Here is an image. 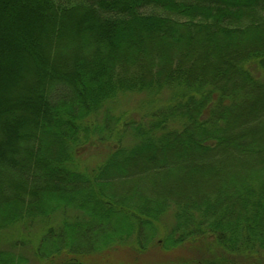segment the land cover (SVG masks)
<instances>
[{
    "label": "trees",
    "instance_id": "trees-1",
    "mask_svg": "<svg viewBox=\"0 0 264 264\" xmlns=\"http://www.w3.org/2000/svg\"><path fill=\"white\" fill-rule=\"evenodd\" d=\"M0 33L38 72L34 121L0 117V264H264V0H0Z\"/></svg>",
    "mask_w": 264,
    "mask_h": 264
},
{
    "label": "rangeland",
    "instance_id": "rangeland-1",
    "mask_svg": "<svg viewBox=\"0 0 264 264\" xmlns=\"http://www.w3.org/2000/svg\"><path fill=\"white\" fill-rule=\"evenodd\" d=\"M149 7H150L149 9H146L147 12H154L160 15L164 14V11L161 9H155L153 8L152 5H150ZM170 16L174 18V16L172 15ZM4 37H5L4 34L0 33V44L9 42L7 39L6 41ZM4 52H5L4 48L0 47V71H2V76H0V117H4L8 115L12 117L18 116L20 119L19 122L21 124H27L30 122L32 123L34 121V119L32 118H35L34 115L32 117V114H34V110H33L34 108H31L30 106L32 110L31 111L27 110V107L29 109V105H31V103L27 101L28 96L32 95V92H31L32 88H30L28 84L32 83L33 79L36 78V75L38 72H36V67H34V65L29 64L30 67L25 68V66H23V61L15 60L14 57L10 61L7 57L3 55ZM22 54H23L22 57L27 58L26 51H23ZM9 63L11 64L9 65ZM71 66L72 64L71 62H69V64L62 71L65 72L66 68L67 70H70ZM161 96L163 98L165 96L166 98V93H164ZM145 98H146V95L144 93L128 94L127 96H121L120 100L117 101L119 105L115 113L125 114L128 117L141 119L143 114L139 110L138 103L140 102L141 99H145ZM158 99H161V98H158ZM27 115H31L30 120L29 119L24 120L23 116L25 117ZM96 152L97 150H89V149H87L86 151L84 150L83 152L84 156L82 157L83 158L82 161L87 160L88 162L81 164V166L82 167L84 166L92 167L98 164L100 162V159L103 156L99 155L97 157L98 153ZM214 186L215 184L210 187L211 188L210 190H213ZM164 224L171 226L172 220H170L169 218H166ZM163 236L164 234L162 235L160 234V238H163ZM208 238L209 240L215 239V237L213 236H210ZM204 242L206 241L204 240ZM197 245H198L197 243L188 242L183 246L185 250L180 249V251L175 252L173 254L174 256L172 254H166L162 252L160 248L158 249V246H157V248L155 247L154 249L149 248L145 252H141L140 256L143 255L142 256L143 260H138L137 262L135 260L120 261V262H123L124 264L156 263V262H164V261L166 262V261H169L177 257H179L180 259H183L182 261H201L204 258H206L207 260H211L212 258L217 257L216 259H219L221 252L223 253L222 248H220L219 245L216 243L213 244V246L215 245L213 253H209V255L207 253L205 255L199 254L198 251L196 252L195 250L189 251V249H192ZM136 249L137 248L134 245L132 246V249H129V250L133 253H139L138 251H136ZM122 252H123L122 255L118 257H122L125 260L126 256L128 255V251L126 250ZM31 262L33 264H42L40 261H37V260H33ZM110 264H120V263L119 261H117V262L110 263Z\"/></svg>",
    "mask_w": 264,
    "mask_h": 264
}]
</instances>
